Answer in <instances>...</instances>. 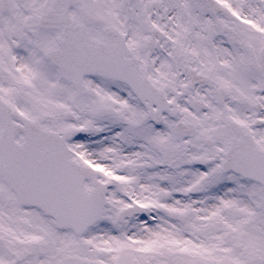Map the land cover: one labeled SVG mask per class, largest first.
Listing matches in <instances>:
<instances>
[{
  "label": "snow or ice",
  "instance_id": "snow-or-ice-1",
  "mask_svg": "<svg viewBox=\"0 0 264 264\" xmlns=\"http://www.w3.org/2000/svg\"><path fill=\"white\" fill-rule=\"evenodd\" d=\"M0 264H264V0H0Z\"/></svg>",
  "mask_w": 264,
  "mask_h": 264
}]
</instances>
